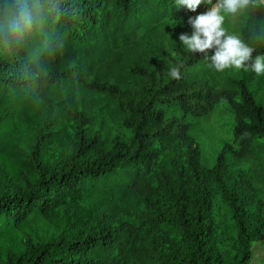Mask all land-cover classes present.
Wrapping results in <instances>:
<instances>
[{
  "label": "trees",
  "instance_id": "16d2710c",
  "mask_svg": "<svg viewBox=\"0 0 264 264\" xmlns=\"http://www.w3.org/2000/svg\"><path fill=\"white\" fill-rule=\"evenodd\" d=\"M215 1L193 12L176 0H0V264L250 263L253 244L264 241V104L250 89L258 75L217 72L214 49L191 53L178 43L180 78L159 61L158 82L136 99L109 68L125 64L119 52L111 59L118 39L153 32L165 19L190 36L189 18ZM21 5L32 22L14 32ZM240 11L247 19L228 34L253 48V58L264 56L263 0ZM79 90L116 100L126 135L110 141L93 129L73 103ZM220 104L235 120L233 157L250 164L234 177L224 153L202 167L187 121ZM55 143L68 151L51 161ZM214 189L236 229L231 255L215 231ZM41 218L58 233L40 235Z\"/></svg>",
  "mask_w": 264,
  "mask_h": 264
},
{
  "label": "rangeland",
  "instance_id": "374dc122",
  "mask_svg": "<svg viewBox=\"0 0 264 264\" xmlns=\"http://www.w3.org/2000/svg\"><path fill=\"white\" fill-rule=\"evenodd\" d=\"M216 3L217 0L209 6L213 7ZM246 19L244 11H238L235 15L225 14L224 27L229 32L236 20L244 22ZM180 34V24L171 19H165L153 32L140 30L132 39L127 41L118 39L110 53L111 59L116 61L115 52H119L123 55L125 64H122L121 71H117L119 65L112 61L109 68L118 77L121 92L125 96L127 93H134L136 99H141L145 92L143 86L150 87L151 83L158 82L155 70L159 61H163L168 69L177 66L180 58L173 47H176L178 43L182 44L179 40ZM1 45L0 41V49ZM167 45L168 47L164 49V46ZM134 67L144 68L146 74L141 75V73L134 72L132 69ZM232 71L238 76L241 74L240 69L232 68ZM250 89L255 98L264 104V74L258 75L251 81ZM73 103L91 115L93 129H100L102 135L108 140L111 141L116 135H126L120 114L116 109V100L105 94L79 90L73 94ZM167 111L168 116L182 115L179 110L167 109ZM187 121L192 125L190 135L194 140V147L198 151L199 160L204 169L212 168L222 153L226 158V169L229 176L234 177L241 169L249 168V163L240 162L233 157V149L237 147L233 133L235 120L225 104L216 106L212 112L206 115H188ZM67 151L68 147L60 143L52 144L49 147L47 159L54 161ZM178 156L180 161H183L185 150H179ZM213 218L219 245L226 254L231 255L236 246V229L230 208L216 189H214L213 198ZM37 224L40 235L44 237L58 233L44 218L39 219ZM249 264H264V241L253 244V257Z\"/></svg>",
  "mask_w": 264,
  "mask_h": 264
},
{
  "label": "clouds",
  "instance_id": "9594fccd",
  "mask_svg": "<svg viewBox=\"0 0 264 264\" xmlns=\"http://www.w3.org/2000/svg\"><path fill=\"white\" fill-rule=\"evenodd\" d=\"M201 2L202 0H176L178 7L185 6L193 12L201 5ZM249 3L250 0H217V3L208 11L189 18L188 23L193 29L192 34L190 36L187 33L180 34V42L191 53L206 55L207 50L214 49V53L208 58L211 60V67L217 72H224L230 68H250L257 75L264 74V56L258 55L253 58V48L237 35L228 34L224 27L225 14L235 15L241 9L247 8ZM31 22L30 11L21 5L11 28L14 32H19L29 27ZM169 75L179 79V69L171 67Z\"/></svg>",
  "mask_w": 264,
  "mask_h": 264
},
{
  "label": "built area",
  "instance_id": "2783aa9c",
  "mask_svg": "<svg viewBox=\"0 0 264 264\" xmlns=\"http://www.w3.org/2000/svg\"><path fill=\"white\" fill-rule=\"evenodd\" d=\"M210 8H211L210 6H207L205 12L208 11Z\"/></svg>",
  "mask_w": 264,
  "mask_h": 264
}]
</instances>
